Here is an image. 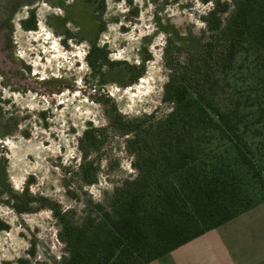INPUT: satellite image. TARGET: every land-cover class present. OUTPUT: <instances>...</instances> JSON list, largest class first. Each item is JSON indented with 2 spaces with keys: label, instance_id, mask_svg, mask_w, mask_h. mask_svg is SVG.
I'll list each match as a JSON object with an SVG mask.
<instances>
[{
  "label": "trees",
  "instance_id": "obj_1",
  "mask_svg": "<svg viewBox=\"0 0 264 264\" xmlns=\"http://www.w3.org/2000/svg\"><path fill=\"white\" fill-rule=\"evenodd\" d=\"M212 4L202 18L203 38L168 33L163 57L169 75L161 101L169 112L108 116L127 136L136 176L114 190L108 205L96 204L95 213L81 221L51 208L66 251L59 264H150L264 202V0ZM24 29L35 30L34 21ZM240 55L245 61L253 56L249 63L256 76L242 87L231 84L232 73L244 67L238 64ZM106 57L91 41L87 63L101 85L108 81L102 68L117 63ZM144 62L124 64L132 75L127 85L144 75ZM95 131L87 130L80 140L81 178L87 184L95 179L87 162ZM0 201L19 214L48 202L28 186L15 192L2 157ZM7 229L0 218V231Z\"/></svg>",
  "mask_w": 264,
  "mask_h": 264
},
{
  "label": "rangeland",
  "instance_id": "obj_2",
  "mask_svg": "<svg viewBox=\"0 0 264 264\" xmlns=\"http://www.w3.org/2000/svg\"><path fill=\"white\" fill-rule=\"evenodd\" d=\"M64 1L67 6L76 0ZM79 1L66 12L40 1L35 30L23 29L24 12L13 18V29L0 28V157L15 192L28 186L32 195L48 200L23 214L0 201V218L8 224L0 231V264L21 259L59 264L66 251L51 208L81 221L95 213L96 204L108 205L114 190L136 176L127 136L108 116L163 117L169 112L161 101L169 75L163 57L168 33L203 38L202 18L214 0H103L97 15L93 2ZM91 41L109 62H117L102 68L108 80L103 85L87 63ZM144 59V75L127 85L132 75L124 64L137 66ZM252 61L253 56L246 61L239 56L244 67L232 73V85L255 81ZM89 129L96 130L87 158L95 176L91 184L81 178L80 140Z\"/></svg>",
  "mask_w": 264,
  "mask_h": 264
},
{
  "label": "crops",
  "instance_id": "obj_3",
  "mask_svg": "<svg viewBox=\"0 0 264 264\" xmlns=\"http://www.w3.org/2000/svg\"><path fill=\"white\" fill-rule=\"evenodd\" d=\"M150 264H264V202Z\"/></svg>",
  "mask_w": 264,
  "mask_h": 264
},
{
  "label": "flooded vegetation",
  "instance_id": "obj_4",
  "mask_svg": "<svg viewBox=\"0 0 264 264\" xmlns=\"http://www.w3.org/2000/svg\"><path fill=\"white\" fill-rule=\"evenodd\" d=\"M42 1L44 5H48V8L57 6L63 7L65 12L69 11V8H75L78 3L81 1L76 0L72 2L71 6H66L64 0H0V28L5 29H13V18L19 14V12H24L25 15L21 18V25L24 29V25L28 24V22L32 19L36 26L35 15L37 14V6L39 2ZM86 3L93 2L95 5L94 14H100L102 12V0H82ZM66 8V9H65ZM68 22H64V26L67 25ZM27 30V29H25ZM31 31V30H30ZM69 33L68 31L65 34ZM64 38V37H63Z\"/></svg>",
  "mask_w": 264,
  "mask_h": 264
}]
</instances>
